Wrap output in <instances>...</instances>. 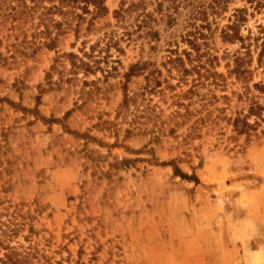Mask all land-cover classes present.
Listing matches in <instances>:
<instances>
[{"label": "rangeland", "instance_id": "374dc122", "mask_svg": "<svg viewBox=\"0 0 264 264\" xmlns=\"http://www.w3.org/2000/svg\"><path fill=\"white\" fill-rule=\"evenodd\" d=\"M169 5L106 0L92 25L79 7L81 32L0 20V208L45 264H264V121L234 126L264 107V6Z\"/></svg>", "mask_w": 264, "mask_h": 264}, {"label": "trees", "instance_id": "16d2710c", "mask_svg": "<svg viewBox=\"0 0 264 264\" xmlns=\"http://www.w3.org/2000/svg\"><path fill=\"white\" fill-rule=\"evenodd\" d=\"M166 1L170 2L169 10H174L172 14H168L170 22H175V20H177L176 13H178L181 6H191L190 17H202L207 21L210 14H220L222 11L227 10V4L229 2V0ZM255 1L258 3V6H264V0ZM46 3H50V6H47ZM81 4H83V6H81ZM91 6L94 7L93 11L90 10ZM79 7L85 14L93 15L91 25L96 18L104 17L109 13L106 0H0V20L1 22L11 20L16 23H27L36 17H40L45 28L42 32H53V30L56 32H69L70 30L81 32L83 29L82 21L86 18L77 12ZM128 10L129 9L121 8V10L115 11V15L118 18H124L123 13ZM240 12H243L242 9L236 10V15L234 14L235 19L231 18V23L222 28L224 38L232 39L234 36L231 32H237L241 22L244 21V16L240 15ZM56 14L62 16V21L53 18ZM76 18H78V20ZM88 29H90V27ZM69 55L74 58V60H72V65L74 67L88 65V63L77 54L70 53ZM235 61L234 70L243 74L246 70L243 69L242 65L244 57L236 56ZM258 61L264 64V39ZM256 86L260 89H264V84H256ZM253 116H256V120L254 123H251L249 119ZM262 121H264V107L255 99L250 98L249 113L242 118L239 116L234 126L239 133L250 134V131L257 129ZM177 173H181L180 175L187 177V175L180 172V170H177ZM2 204L3 203L0 202V206ZM11 208V206L8 208L5 206L0 208V264H45V255L41 253L38 246L35 245L32 240H30L28 246L20 242L16 245L13 244L14 239L25 230L27 220L22 207L17 206L13 211H11ZM2 209L7 210V212H2ZM4 216L7 217L5 220L3 218ZM31 228L33 229L34 227L32 226Z\"/></svg>", "mask_w": 264, "mask_h": 264}]
</instances>
